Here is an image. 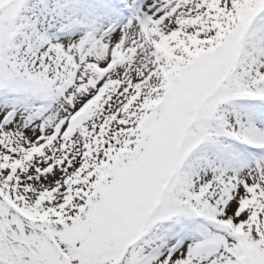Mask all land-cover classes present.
<instances>
[{
	"label": "snow or ice",
	"instance_id": "obj_1",
	"mask_svg": "<svg viewBox=\"0 0 264 264\" xmlns=\"http://www.w3.org/2000/svg\"><path fill=\"white\" fill-rule=\"evenodd\" d=\"M0 264H264V0H0Z\"/></svg>",
	"mask_w": 264,
	"mask_h": 264
}]
</instances>
